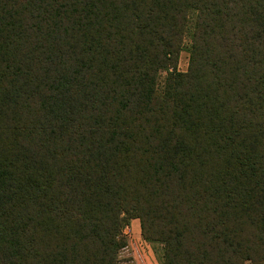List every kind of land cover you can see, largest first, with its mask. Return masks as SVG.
Returning <instances> with one entry per match:
<instances>
[{
    "label": "trees",
    "instance_id": "trees-1",
    "mask_svg": "<svg viewBox=\"0 0 264 264\" xmlns=\"http://www.w3.org/2000/svg\"><path fill=\"white\" fill-rule=\"evenodd\" d=\"M133 220L264 264V0H0V264H119Z\"/></svg>",
    "mask_w": 264,
    "mask_h": 264
},
{
    "label": "rangeland",
    "instance_id": "rangeland-1",
    "mask_svg": "<svg viewBox=\"0 0 264 264\" xmlns=\"http://www.w3.org/2000/svg\"><path fill=\"white\" fill-rule=\"evenodd\" d=\"M189 44V39L187 38L184 50L179 58L178 70L181 73H186L189 69ZM162 77L164 78L165 74ZM125 232L128 246L120 252L119 264H162L163 252L161 245L147 243L142 237L140 227L138 231L129 230L128 228Z\"/></svg>",
    "mask_w": 264,
    "mask_h": 264
},
{
    "label": "crops",
    "instance_id": "crops-1",
    "mask_svg": "<svg viewBox=\"0 0 264 264\" xmlns=\"http://www.w3.org/2000/svg\"><path fill=\"white\" fill-rule=\"evenodd\" d=\"M140 227V221L139 220H133L131 223V226L129 227V230H137ZM141 229V228H140Z\"/></svg>",
    "mask_w": 264,
    "mask_h": 264
},
{
    "label": "built area",
    "instance_id": "built-area-1",
    "mask_svg": "<svg viewBox=\"0 0 264 264\" xmlns=\"http://www.w3.org/2000/svg\"><path fill=\"white\" fill-rule=\"evenodd\" d=\"M125 234H126V232H125Z\"/></svg>",
    "mask_w": 264,
    "mask_h": 264
}]
</instances>
